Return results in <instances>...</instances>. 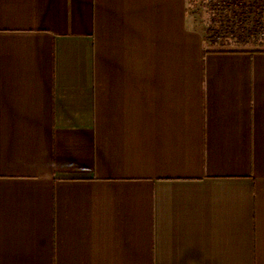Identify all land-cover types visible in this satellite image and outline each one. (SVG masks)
I'll return each instance as SVG.
<instances>
[{"label":"crops","instance_id":"obj_1","mask_svg":"<svg viewBox=\"0 0 264 264\" xmlns=\"http://www.w3.org/2000/svg\"><path fill=\"white\" fill-rule=\"evenodd\" d=\"M0 264H264V50L188 0H0Z\"/></svg>","mask_w":264,"mask_h":264},{"label":"rangeland","instance_id":"obj_2","mask_svg":"<svg viewBox=\"0 0 264 264\" xmlns=\"http://www.w3.org/2000/svg\"><path fill=\"white\" fill-rule=\"evenodd\" d=\"M214 1L188 0L190 24L202 32L207 48L264 50V0H243L225 12Z\"/></svg>","mask_w":264,"mask_h":264},{"label":"trees","instance_id":"obj_3","mask_svg":"<svg viewBox=\"0 0 264 264\" xmlns=\"http://www.w3.org/2000/svg\"><path fill=\"white\" fill-rule=\"evenodd\" d=\"M244 2H243V0H215L214 1V6L215 7H221L222 9H224V12H225V10H228L227 9L228 6H232V5H238L239 6L240 3H242V5H243ZM257 3H258V1H256V4Z\"/></svg>","mask_w":264,"mask_h":264}]
</instances>
